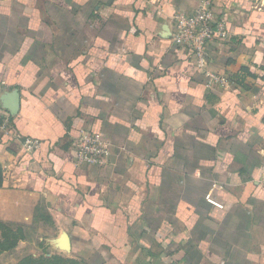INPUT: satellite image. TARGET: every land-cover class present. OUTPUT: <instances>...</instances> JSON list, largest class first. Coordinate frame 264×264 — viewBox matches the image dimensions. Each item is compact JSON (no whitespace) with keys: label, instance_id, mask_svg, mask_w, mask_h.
<instances>
[{"label":"crops","instance_id":"crops-1","mask_svg":"<svg viewBox=\"0 0 264 264\" xmlns=\"http://www.w3.org/2000/svg\"><path fill=\"white\" fill-rule=\"evenodd\" d=\"M206 1L229 37L200 69L173 46L172 18ZM257 1L0 0V206L51 217L46 255L264 264V85L208 83L244 65L264 77ZM83 133L103 139L104 166L75 162Z\"/></svg>","mask_w":264,"mask_h":264},{"label":"built area","instance_id":"built-area-1","mask_svg":"<svg viewBox=\"0 0 264 264\" xmlns=\"http://www.w3.org/2000/svg\"><path fill=\"white\" fill-rule=\"evenodd\" d=\"M174 30L171 36L173 46L192 54L197 68L204 69L207 65V50L213 41H223L228 38L229 32L224 20L206 1L191 17L181 14L173 18ZM209 85L229 86L231 82L225 75L209 74ZM12 131L10 116L0 109V136L8 135ZM38 140L26 139L23 143L25 151H34L40 147ZM75 162L82 166L102 167L108 157V149L98 134L83 133L72 145ZM206 201L221 208L212 194L206 196Z\"/></svg>","mask_w":264,"mask_h":264},{"label":"trees","instance_id":"trees-1","mask_svg":"<svg viewBox=\"0 0 264 264\" xmlns=\"http://www.w3.org/2000/svg\"><path fill=\"white\" fill-rule=\"evenodd\" d=\"M260 15V14H259ZM242 41V40H241ZM264 48V45H262ZM255 65V64H254ZM259 67L258 65H255ZM249 65H244L236 70L230 69L225 75L228 77L229 81L236 85L237 88L241 90L250 89V81L255 84L264 85V77H259L255 74L249 72ZM260 68V67H259ZM261 69V68H260ZM264 71V67L262 68ZM0 189H1V179H0ZM39 206H35L33 210V215L39 214ZM21 219H18L19 217ZM31 215H18L17 207H8L2 204L0 206V254L8 252L14 249L17 244L24 240V231L21 226L22 223H16L15 221L23 220L24 217ZM15 226V228H14ZM17 264H86L83 261H76L68 258H64L58 255L48 256L46 253L38 257L27 256L20 260Z\"/></svg>","mask_w":264,"mask_h":264},{"label":"rangeland","instance_id":"rangeland-1","mask_svg":"<svg viewBox=\"0 0 264 264\" xmlns=\"http://www.w3.org/2000/svg\"><path fill=\"white\" fill-rule=\"evenodd\" d=\"M257 2L262 3L264 6V0H258ZM21 218L20 216L18 219ZM15 222L24 225L21 226L24 231V240L19 242L14 249L0 254V264H17L27 256L38 257L45 252V241L39 237L44 239L45 236L50 234L52 229L51 217L49 215H31L27 220Z\"/></svg>","mask_w":264,"mask_h":264},{"label":"water","instance_id":"water-1","mask_svg":"<svg viewBox=\"0 0 264 264\" xmlns=\"http://www.w3.org/2000/svg\"><path fill=\"white\" fill-rule=\"evenodd\" d=\"M61 243H62V247L67 250L68 247H69V244H68V238L66 235H62L61 237Z\"/></svg>","mask_w":264,"mask_h":264}]
</instances>
